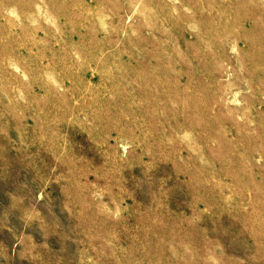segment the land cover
<instances>
[{
  "label": "rangeland",
  "instance_id": "obj_1",
  "mask_svg": "<svg viewBox=\"0 0 264 264\" xmlns=\"http://www.w3.org/2000/svg\"><path fill=\"white\" fill-rule=\"evenodd\" d=\"M0 264H264V0H0Z\"/></svg>",
  "mask_w": 264,
  "mask_h": 264
}]
</instances>
